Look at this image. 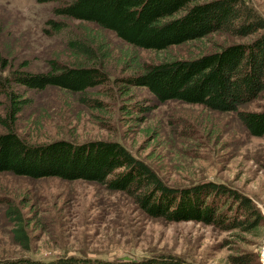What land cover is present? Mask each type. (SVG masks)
I'll list each match as a JSON object with an SVG mask.
<instances>
[{
  "label": "rangeland",
  "instance_id": "1",
  "mask_svg": "<svg viewBox=\"0 0 264 264\" xmlns=\"http://www.w3.org/2000/svg\"><path fill=\"white\" fill-rule=\"evenodd\" d=\"M247 1L264 18V0ZM55 6L0 0V75L45 72L54 59L69 66L82 63L65 46L79 37L92 40L94 50L101 46L106 55L98 63L107 81L85 93L91 99L86 105L79 95L57 88H18L31 103L18 115L16 131L31 143L118 142L170 186L210 181L250 198L264 222V136H249L233 113L178 101L160 103L146 88L124 82L144 64L194 58L240 40L212 34L166 51L136 49L93 24L54 16ZM48 21L64 22L66 29L57 35L45 33L50 32ZM263 106L264 93L241 109L258 111ZM6 108L1 95L0 117ZM8 209L20 215L30 242L26 252L12 239L15 227L6 216ZM263 238L264 229L254 237L201 223L151 219L124 194L95 183L0 174V259L171 255L191 264H232L230 257L251 254L253 264H259Z\"/></svg>",
  "mask_w": 264,
  "mask_h": 264
},
{
  "label": "trees",
  "instance_id": "2",
  "mask_svg": "<svg viewBox=\"0 0 264 264\" xmlns=\"http://www.w3.org/2000/svg\"><path fill=\"white\" fill-rule=\"evenodd\" d=\"M34 1L39 5L56 3L54 16L93 24L136 49L166 51L212 34L240 40L194 58L144 64L124 82L130 87L146 88L160 103L178 101L209 111L233 113L249 136H264V106L258 111L241 109L264 93V18L247 0ZM47 24L50 32L45 33L57 35L66 29L64 22ZM91 43L92 40L79 37L66 42L67 50L73 57L82 58V63L69 66L54 59L48 61L45 72L12 71L0 75V96L7 100L5 116L0 117L3 128L0 174L95 183L107 191L124 194L151 219L167 223L195 222L222 232L261 235L264 222L252 200L225 185L200 181L170 186L115 141L76 143L58 139L31 143L16 131L18 115L31 103L18 88L33 91L57 88L79 95L85 105L91 101L84 97L85 93L107 81L98 63L100 56L106 54L101 52V46L94 50ZM92 104L100 105L97 101ZM6 216L15 227L14 243L28 251L30 242L20 215L8 209ZM250 255L230 257V260L232 264H253L255 259H249ZM256 259L258 263V254ZM0 264L191 263L171 255H156L133 260L75 256L50 260L1 258Z\"/></svg>",
  "mask_w": 264,
  "mask_h": 264
},
{
  "label": "built area",
  "instance_id": "3",
  "mask_svg": "<svg viewBox=\"0 0 264 264\" xmlns=\"http://www.w3.org/2000/svg\"><path fill=\"white\" fill-rule=\"evenodd\" d=\"M258 261H259V264H264V238H263L262 243L259 247Z\"/></svg>",
  "mask_w": 264,
  "mask_h": 264
}]
</instances>
